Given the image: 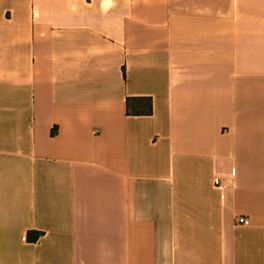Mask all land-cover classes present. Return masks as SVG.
<instances>
[{
    "label": "crops",
    "instance_id": "0c3cea01",
    "mask_svg": "<svg viewBox=\"0 0 264 264\" xmlns=\"http://www.w3.org/2000/svg\"><path fill=\"white\" fill-rule=\"evenodd\" d=\"M0 264H264V0H0Z\"/></svg>",
    "mask_w": 264,
    "mask_h": 264
},
{
    "label": "built area",
    "instance_id": "2783aa9c",
    "mask_svg": "<svg viewBox=\"0 0 264 264\" xmlns=\"http://www.w3.org/2000/svg\"><path fill=\"white\" fill-rule=\"evenodd\" d=\"M214 183H215L216 187L219 188L221 191L225 190L226 184L224 183V181H222V179L219 176H216L214 178ZM239 222L247 225L250 223V220L246 216H241V217H239Z\"/></svg>",
    "mask_w": 264,
    "mask_h": 264
},
{
    "label": "trees",
    "instance_id": "16d2710c",
    "mask_svg": "<svg viewBox=\"0 0 264 264\" xmlns=\"http://www.w3.org/2000/svg\"><path fill=\"white\" fill-rule=\"evenodd\" d=\"M149 102H148V106H149V109H148V113L151 112V103H150V99H147ZM128 112H132L131 110V105H130V102L128 101ZM29 238H32L30 235L28 236ZM33 239H36V237H33Z\"/></svg>",
    "mask_w": 264,
    "mask_h": 264
},
{
    "label": "rangeland",
    "instance_id": "374dc122",
    "mask_svg": "<svg viewBox=\"0 0 264 264\" xmlns=\"http://www.w3.org/2000/svg\"><path fill=\"white\" fill-rule=\"evenodd\" d=\"M143 109H146V105H144Z\"/></svg>",
    "mask_w": 264,
    "mask_h": 264
}]
</instances>
